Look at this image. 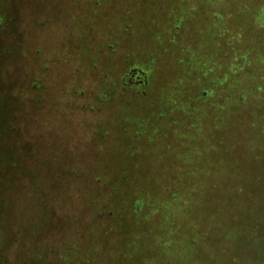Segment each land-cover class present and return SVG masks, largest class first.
I'll use <instances>...</instances> for the list:
<instances>
[{
    "label": "rangeland",
    "instance_id": "1",
    "mask_svg": "<svg viewBox=\"0 0 264 264\" xmlns=\"http://www.w3.org/2000/svg\"><path fill=\"white\" fill-rule=\"evenodd\" d=\"M25 4L19 48L46 89L30 211H146L167 245L142 264H264V0ZM133 68L147 81L124 85Z\"/></svg>",
    "mask_w": 264,
    "mask_h": 264
},
{
    "label": "trees",
    "instance_id": "2",
    "mask_svg": "<svg viewBox=\"0 0 264 264\" xmlns=\"http://www.w3.org/2000/svg\"><path fill=\"white\" fill-rule=\"evenodd\" d=\"M26 1L0 0V264H126L129 259L142 264L146 249L149 257L154 252L149 244L167 245L166 231L154 229L158 224L146 225L147 219L150 222L146 211H48L44 217V211H30L34 203L38 208L41 185L27 165V161L34 162L35 154L24 147L34 144L31 108L42 103L39 96L45 97L46 89L40 93L43 83L31 74L24 61L26 52L19 48L28 44ZM194 54L198 61L203 58L200 50L195 52L194 48ZM29 79L38 101L27 99L29 92L23 81ZM20 139L25 141L23 145ZM63 175L65 172L57 174ZM177 179L187 194L181 176ZM186 200L180 201L183 208L179 211L168 213L178 216L180 212L186 218ZM157 212L162 214L153 213ZM38 222L42 230L33 236L32 228ZM167 228L172 231L173 224Z\"/></svg>",
    "mask_w": 264,
    "mask_h": 264
},
{
    "label": "flooded vegetation",
    "instance_id": "3",
    "mask_svg": "<svg viewBox=\"0 0 264 264\" xmlns=\"http://www.w3.org/2000/svg\"><path fill=\"white\" fill-rule=\"evenodd\" d=\"M126 76L128 77V80H126L125 78L123 79L124 85L141 84L147 81V77L145 76L144 72L138 68L131 69Z\"/></svg>",
    "mask_w": 264,
    "mask_h": 264
}]
</instances>
